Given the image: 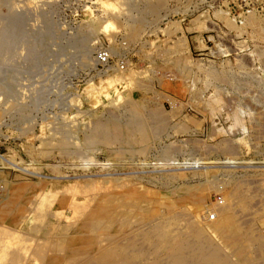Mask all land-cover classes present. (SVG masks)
Segmentation results:
<instances>
[{
  "label": "rangeland",
  "instance_id": "rangeland-1",
  "mask_svg": "<svg viewBox=\"0 0 264 264\" xmlns=\"http://www.w3.org/2000/svg\"><path fill=\"white\" fill-rule=\"evenodd\" d=\"M0 50V264H264V0H0Z\"/></svg>",
  "mask_w": 264,
  "mask_h": 264
},
{
  "label": "bare ground",
  "instance_id": "bare-ground-1",
  "mask_svg": "<svg viewBox=\"0 0 264 264\" xmlns=\"http://www.w3.org/2000/svg\"><path fill=\"white\" fill-rule=\"evenodd\" d=\"M142 14V13H141ZM141 19V18H140ZM142 20V19H141ZM140 22V21H139ZM135 23V22H134ZM133 23V24H134ZM137 24V23H136ZM133 26V25H132ZM132 28V27H131ZM139 28V27H138ZM9 31H11V30H9ZM134 32V31H133ZM24 34V33H23ZM13 35V34H12ZM20 35H21V33H20ZM12 39H10L9 41H11ZM1 51V50H0ZM222 72V71H221ZM212 75V74H211ZM216 79V78H215ZM220 79V78H219ZM221 82V81H220ZM242 82V81H241ZM135 108V107H134ZM160 113V112H159ZM114 116V115H113ZM136 117V116H135ZM138 117V116H137ZM116 118V117H115ZM138 118H140V117H138ZM237 118H239V117H237ZM139 120V119H138ZM137 119H136V121H138ZM148 120V119H147ZM118 121V120H117ZM141 121V120H140ZM235 121V120H234ZM238 121V120H237ZM242 121V120H241ZM142 123V122H141ZM138 124V123H137ZM140 124V123H139ZM165 124V123H164ZM234 124V123H233ZM107 126V125H106ZM139 126H141V124L139 125ZM143 126V125H142ZM141 126V127H142ZM105 127V126H104ZM108 127V126H107ZM138 127V126H137ZM226 127H229V126H226ZM102 128V127H101ZM120 129V128H119ZM133 129V128H132ZM153 129V128H152ZM110 130V129H109ZM141 131L140 132H142V128L140 129ZM149 130V129H148ZM231 130V129H230ZM117 131H119V130H117ZM122 131V130H121ZM158 131V130H157ZM149 132V131H148ZM154 132H156V130H154ZM159 132V131H158ZM164 132V131H163ZM110 133V132H109ZM143 133V132H142ZM141 133V134H142ZM153 133V132H152ZM223 133V132H222ZM105 134V133H104ZM113 134H115V133H113ZM151 134V133H150ZM120 135V134H119ZM123 135V134H122ZM154 135H156V134H154ZM106 136V135H105ZM118 136V135H117ZM144 136V135H143ZM107 137H109V135L107 136ZM147 137V136H146ZM134 138H136V136L134 137ZM96 139V138H95ZM102 139V138H101ZM119 139V138H118ZM143 139H145V138H142V140ZM87 140V139H86ZM88 140H90V139H88ZM140 140V139H139ZM102 141V140H101ZM133 141V140H132ZM143 141H145V140H143ZM103 143V142H102ZM145 143V142H144ZM65 144H66V142H65ZM93 145V144H92ZM140 149V148H139ZM142 151V150H141ZM140 151V152H141ZM122 185H124V184H122ZM120 186V185H119ZM138 195V194H137ZM131 198V197H130ZM166 198H167V196H166ZM165 197H164V199H166ZM162 199V198H161ZM168 199V198H167ZM131 200V199H130ZM168 200H170V199H168ZM112 200H110V202H111ZM156 201V200H155ZM128 202V201H127ZM139 202V201H138ZM132 203V202H131ZM84 207V206H83ZM86 207V206H85ZM84 207V208H85ZM108 210V209H107ZM107 210L106 211H104L105 213L107 212ZM110 211V210H109ZM108 211V212H109ZM103 212V214L105 215V213ZM106 213V215L108 214V216L109 215H112V213L111 214H109V213ZM111 212V211H110ZM94 213V212H93ZM117 213H120V212H117ZM125 213V212H124ZM146 214V213H145ZM98 215V214H97ZM97 215H96V217H97ZM118 215V214H117ZM117 215H115L116 216V218H118V217H120L119 215L117 216ZM184 215V214H183ZM114 218V217H113ZM98 219H100V217H98ZM104 219V218H103ZM212 219V218H211ZM136 220V219H135ZM140 220V219H139ZM138 220V221H139ZM127 221H128V219H127ZM125 222V227L126 226H129V221L128 222ZM222 221V220H221ZM110 222H111V220H110ZM122 222V221H121ZM141 222V221H140ZM224 222V221H223ZM111 224V223H110ZM227 225H228V227H226V229L227 228H230L231 229V231H229V236L228 237H232V235H235L234 237H236L237 236V234H236V232H235V225L234 226H232L231 227V225H229L228 224V222L226 223ZM123 225V224H122ZM217 225V224H216ZM221 225V224H220ZM219 224H218V226L217 227H220V230H222V229H224V228H222L221 226H220ZM119 226V225H118ZM120 226H121V224H120ZM166 226H167V224H166ZM165 227V226H164ZM202 228V227H201ZM209 228V227H208ZM195 229V228H194ZM198 229V228H197ZM216 229V228H215ZM214 229V230H215ZM238 229V228H237ZM162 230V229H161ZM160 230V231H161ZM101 231V230H100ZM173 231V230H172ZM176 231V230H175ZM174 231V232H175ZM199 231V230H198ZM218 231V230H217ZM174 232L173 233H170L169 235H168V237L170 238V241H171V238H173V237H171L172 235L171 234H173L174 235ZM194 232H196V231H194ZM238 232V231H237ZM181 233V232H180ZM182 233H183V231H182ZM159 234V233H158ZM185 234V233H184ZM190 234V233H189ZM194 234V233H193ZM203 234V233H202ZM171 235V236H170ZM175 235H177V234H175ZM182 235V234H181ZM186 235H187V233H186ZM199 235V234H198ZM198 235H197V237H198ZM201 235V234H200ZM222 235V234H221ZM163 236H165V235H163ZM179 236V235H178ZM205 236V235H204ZM215 236V235H214ZM144 237V236H143ZM176 237V236H175ZM183 237H184V235H183ZM186 237H188V236H186ZM203 237V236H202ZM206 237V236H205ZM205 237L204 238H199L200 240H196L197 242L195 243V245L194 244H189V245H187V247H188V249L190 250V252H191V255H192V259H190V261L188 260L187 261V263L186 264H236L234 261H231L228 257L227 258H224V257H222L221 255H220V253H219V250L217 249V247L214 245V242H212V240H210L209 238L208 239H206L205 240ZM238 237V236H237ZM168 238V239H169ZM185 238V237H184ZM221 238V237H220ZM239 238V237H238ZM164 239V238H163ZM180 239V237L179 238H174V240L176 241V243H175V247L173 248V252H172V258H173V262H174V264H175V262H177L178 263V261L180 260L179 259V257H178V254L180 255V254H183V250L185 249V247H186V245H185V241H180L179 240ZM214 239H217V238H214ZM257 239V238H256ZM186 240V239H185ZM192 240V239H191ZM233 240V239H232ZM163 241V240H162ZM169 241V240H168ZM193 241V240H192ZM192 241H191V243H192ZM158 242V241H157ZM157 242H155V245H157L156 243ZM173 242V241H172ZM228 242V241H227ZM240 242V241H239ZM123 243H124V241H123ZM169 243V242H168ZM188 243V242H187ZM186 243V244H187ZM189 243H190V241H189ZM243 244H245L244 242H243ZM257 244V243H256ZM153 245H154V243H153ZM165 245V244H164ZM170 245V244H169ZM162 249H164L163 247H162ZM165 249H168V248H165ZM236 249V248H235ZM222 252H223V250H221ZM166 252V250L164 251V253ZM189 252V251H188ZM187 252V253H188ZM122 254H124L123 252H121ZM186 253V254H187ZM224 253V252H223ZM111 254V253H110ZM115 254V253H114ZM160 254V253H159ZM117 257L116 255H113L112 256V258H111V260L113 261V259L115 258V257ZM119 256V255H118ZM122 256V255H121ZM184 256H185V254H184ZM114 257V258H113ZM129 257V256H128ZM147 257H148V255H147ZM18 258V257H17ZM120 258V257H119ZM162 258V257H161ZM168 258V257H167ZM165 259V258H164ZM186 259V258H185ZM123 260H125V259H122V261ZM159 260V259H158ZM163 260V259H162ZM170 260V259H169ZM169 260H168V262H169ZM238 260V259H237ZM112 261H111V264H112ZM122 261L121 262H115V260L113 261L114 263H116V264H122ZM156 261V260H155ZM172 261V260H171ZM241 261V260H240ZM140 262V261H139ZM159 263V262H158ZM162 263V262H161ZM167 263V262H166ZM176 263V264H177ZM133 264V263H132ZM141 264V263H140ZM181 264H184L183 262H182V260H181Z\"/></svg>",
  "mask_w": 264,
  "mask_h": 264
}]
</instances>
